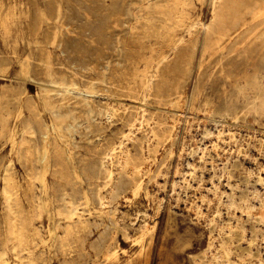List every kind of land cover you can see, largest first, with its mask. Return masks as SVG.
<instances>
[{
  "label": "rangeland",
  "instance_id": "374dc122",
  "mask_svg": "<svg viewBox=\"0 0 264 264\" xmlns=\"http://www.w3.org/2000/svg\"><path fill=\"white\" fill-rule=\"evenodd\" d=\"M168 1L16 0V11L3 13L0 20V32L4 36L0 39V88L10 84L21 88L25 97L36 102L39 118L46 124L47 131L36 164L22 162L19 142L27 110L22 105L12 113L16 123L12 142L9 148L0 146V251H7V261L0 264H17L20 255L29 257V253L18 250L20 245L31 251L35 264H258L259 258L264 260V221H259L260 216L264 218V195L262 191L254 195L257 187L260 188L258 176L264 174L261 163L264 164V17L248 22L236 34L212 36L217 40L213 41L205 31L206 23L215 15L211 0ZM8 3V0H0L2 12ZM157 6L160 9H156ZM192 23L195 27H191ZM48 39L52 40V45L47 47L45 40ZM55 41H59L58 44ZM12 58L17 61L14 67H11ZM51 78L72 81L75 85L64 86L68 92L61 91V86L52 83ZM44 86L54 91L47 94ZM109 106L117 108V115L112 119L106 116ZM224 106H239L250 113L240 112L238 121L218 113L210 119L206 117L208 108L221 110ZM143 113L142 125L137 124L129 133L131 138L125 140L132 161L130 167L124 169L125 178L128 173L133 174L132 184L143 181L141 194L134 195L129 190L101 206L90 197L88 182L82 174V159L99 160L101 148L118 144L123 134L129 132V124ZM206 128H210L212 134H206ZM221 128L236 130L237 138L219 140L218 146L213 147L210 139L216 141ZM54 141L64 153L63 164L56 162ZM206 146L209 148L205 149ZM8 165H12L10 171L21 185L23 211L28 220H32V225L17 239H11L12 228H4L5 213L1 210L3 175ZM192 166L196 167V173L190 178ZM64 178H73L85 195L89 210L82 211L80 207L83 215L79 226L59 221L57 209L63 203L56 201L55 196L66 183ZM207 196L211 201L206 203ZM148 226L153 227L148 230ZM105 233L110 234L109 237ZM59 239L63 240L64 248L60 247ZM98 241L100 244L103 241V251L118 253L117 258L105 261L96 248Z\"/></svg>",
  "mask_w": 264,
  "mask_h": 264
},
{
  "label": "bare ground",
  "instance_id": "6f19581e",
  "mask_svg": "<svg viewBox=\"0 0 264 264\" xmlns=\"http://www.w3.org/2000/svg\"><path fill=\"white\" fill-rule=\"evenodd\" d=\"M6 1V0H5ZM147 1V0H146ZM170 1V0H169ZM168 1V2H169ZM181 1V0H180ZM193 1V0H191ZM190 1V2H191ZM8 4H7V7L4 9V11L2 12L1 9H0V20L4 17L3 16V13L6 12V10H9V11H16V0H8ZM11 2L15 3V5H12ZM174 2V1H173ZM177 2V1H176ZM189 2V3H190ZM203 3V2H202ZM184 4V2H183ZM191 4V3H190ZM211 4L213 5V8L214 9V12H215V15H214V18L211 19V22L209 23H206V27H207V30L206 31V34L208 33L209 35V39L211 40L212 39V36H218V37H226L225 35H233V34H236L239 29H243L244 25L248 24V22L250 21H255V20H258L262 17H264V0H211ZM57 5V4H56ZM172 5V3H171ZM193 5V4H192ZM34 6V5H33ZM168 6V5H167ZM175 6V5H174ZM179 6V5H178ZM58 7V6H57ZM162 7V6H161ZM166 7V6H165ZM164 7V8H165ZM177 7V6H176ZM175 7V8H176ZM181 7V6H180ZM185 7V6H183ZM190 7V6H189ZM61 8V7H58V9ZM159 8L158 6L156 7V9ZM168 8V7H167ZM187 8V7H186ZM193 8V7H192ZM33 9V8H32ZM160 9V8H159ZM188 9V8H187ZM62 10V9H61ZM164 10V9H163ZM168 10V9H167ZM33 11V10H32ZM57 11V10H56ZM71 11V10H70ZM157 11V10H155ZM182 11V10H181ZM44 12V11H43ZM48 12V11H47ZM61 12V11H60ZM175 12V11H174ZM150 13V12H149ZM158 13V12H157ZM213 13V11H212ZM46 14V13H45ZM159 14H162V12H160ZM43 15V14H42ZM171 15V13H170ZM189 15V14H188ZM37 16V15H36ZM45 16V15H44ZM43 16V17H44ZM148 16V15H147ZM190 16V15H189ZM71 17V16H70ZM153 17V16H152ZM171 17V16H170ZM180 17V16H179ZM186 17V16H185ZM165 18V17H164ZM178 18V17H177ZM179 19V18H178ZM177 19V20H178ZM83 20V19H82ZM154 20V19H153ZM181 20V19H180ZM179 20V21H180ZM191 20V19H190ZM34 21V20H33ZM182 21V20H181ZM180 21V22H181ZM185 21V20H184ZM259 21V20H258ZM60 22V21H59ZM164 22V21H163ZM170 22V20H169ZM205 22V21H204ZM47 23V22H46ZM51 23V22H50ZM140 23V22H139ZM151 23V22H150ZM159 23V22H158ZM176 23V21H175ZM201 23V22H200ZM161 24V23H160ZM182 24V23H181ZM180 24V25H181ZM203 24V23H202ZM34 25V24H33ZM39 25V24H38ZM47 25V24H46ZM58 25V24H57ZM56 25V26H57ZM152 25V24H151ZM169 25V24H168ZM183 25V24H182ZM251 25V24H250ZM60 26V25H59ZM172 27V25H169ZM190 26V25H189ZM205 26V25H204ZM203 26V27H204ZM58 27V26H57ZM153 27V26H152ZM164 27V26H163ZM167 27V26H166ZM176 27V26H175ZM191 27H195V25H191ZM65 28V27H64ZM150 28V26H149ZM161 28V26H160ZM159 28V29H160ZM190 28V27H189ZM260 28H262L260 26ZM259 28V29H260ZM59 29V28H58ZM155 29V28H154ZM158 29V30H159ZM165 29V28H164ZM248 29V28H247ZM258 29V28H256ZM55 30V29H54ZM57 30V29H56ZM152 30V29H151ZM166 30V29H165ZM169 30V29H168ZM179 30V29H178ZM204 30V29H203ZM255 30V29H254ZM50 31V30H49ZM147 31V30H146ZM191 31V30H189ZM258 31V30H257ZM48 32V31H47ZM51 32V31H50ZM56 32V31H55ZM155 32V31H153ZM167 32V31H166ZM203 32V31H202ZM58 33H61V32H58ZM169 33V32H168ZM192 33V32H191ZM200 33V32H199ZM54 34V33H52ZM159 34V33H158ZM157 34V36H158ZM254 34V33H253ZM154 35V34H153ZM161 35V34H159ZM173 35V34H172ZM194 35V34H193ZM148 36V35H147ZM177 36V34H176ZM46 37L48 38V36L46 35ZM160 37V36H159ZM180 37V36H179ZM198 37V36H197ZM4 38V36L2 35V33L0 32V39L2 40ZM43 38V37H42ZM57 38V36H56ZM65 38V37H64ZM196 38V37H195ZM194 38V39H195ZM202 38V37H201ZM208 38V37H207ZM217 38V37H216ZM233 38V37H231ZM54 39V38H53ZM163 39V38H162ZM166 39V38H165ZM183 39V37H182ZM190 39V38H189ZM188 39V40H189ZM223 39V38H222ZM226 39V38H225ZM44 40V39H43ZM51 39H48L47 41L45 40V45L48 47L49 44H51L50 42ZM169 40V39H168ZM173 40V39H172ZM176 40V39H174ZM173 40V41H174ZM213 40V39H212ZM239 40V39H238ZM248 40V39H247ZM258 40V39H257ZM35 41H36V38H35ZM52 41V40H51ZM63 41V40H62ZM204 41V40H203ZM213 41H217V40H213ZM224 41V39H223ZM56 42V41H55ZM59 42V41H57ZM56 42V43H57ZM44 43V42H41V44ZM170 43V42H169ZM184 43V42H183ZM58 44V43H57ZM56 44V45H57ZM174 44V43H173ZM178 44V43H177ZM187 44V43H186ZM214 44V43H213ZM257 44V43H256ZM44 45V44H43ZM52 45V44H51ZM55 45V43H54ZM61 45V44H60ZM58 45V46H60ZM193 45V44H192ZM215 45H216V42H215ZM169 46V45H168ZM180 46V45H179ZM201 46V45H200ZM203 46V45H202ZM214 46V45H212ZM246 46V44L244 45ZM257 46V45H256ZM255 46V47H256ZM177 47V46H175ZM207 47H209V42L207 43ZM216 47V46H215ZM238 47V46H237ZM240 47V46H239ZM264 47V46H263ZM3 48V46H2ZM181 48V47H180ZM179 48V49H180ZM212 48V47H211ZM48 49V48H47ZM63 49V48H62ZM61 49V50H62ZM196 49V47H195ZM207 49V48H206ZM209 50V49H207ZM218 49V48H217ZM40 50V49H39ZM173 50V49H172ZM213 50V49H212ZM212 50L210 52H212ZM238 50V49H237ZM254 50V49H253ZM257 50V49H256ZM44 51V49L42 50V52ZM47 51V50H46ZM221 51V50H220ZM242 51V50H241ZM45 52V51H44ZM62 52V51H61ZM65 52V51H64ZM195 52V51H194ZM245 52V51H244ZM215 53V52H214ZM220 53V52H219ZM239 53V52H238ZM250 53V52H249ZM248 53V54H249ZM255 53V52H254ZM258 53V52H257ZM63 54V53H62ZM66 54V53H65ZM71 54V53H70ZM162 54V53H161ZM181 54V53H180ZM223 54V53H222ZM230 54V53H229ZM246 54V52H245ZM44 55V54H43ZM196 55V54H195ZM244 55V54H242ZM247 55V54H246ZM254 55V54H253ZM37 56V54H36ZM55 56V55H54ZM53 56V57H54ZM179 56V55H178ZM205 56V55H203ZM245 56V55H244ZM38 57V56H37ZM70 57V56H69ZM209 57V56H208ZM252 57V56H251ZM55 58V57H54ZM159 58V57H158ZM214 58V57H213ZM247 58V57H246ZM257 58V57H256ZM39 59V58H38ZM48 59V58H47ZM56 59V58H55ZM204 59V58H203ZM69 60V58H68ZM165 60V59H164ZM260 60V59H259ZM12 61V64H11V67H14L16 66V60H14L13 58L11 59ZM71 61V60H70ZM73 61V60H72ZM160 61V60H158ZM5 62V61H4ZM54 62V61H53ZM56 62V60H55ZM61 62V61H60ZM7 63V62H6ZM77 63V62H76ZM248 63V61H247ZM56 64V63H55ZM74 64V63H73ZM79 64V63H77ZM83 64V63H82ZM1 65V64H0ZM43 65V64H42ZM4 66V65H3ZM71 66V65H70ZM192 66V65H191ZM1 67V66H0ZM75 67V66H74ZM80 68L82 66H79ZM262 67V66H261ZM53 68V66H52ZM65 68V67H64ZM77 68V67H76ZM161 68V67H160ZM181 68V67H180ZM192 68V67H191ZM42 69V68H41ZM44 69V68H43ZM59 69V68H58ZM68 69V68H67ZM93 69V68H92ZM2 70V69H1ZM78 70V69H77ZM159 70V69H158ZM257 70V69H256ZM262 70V69H261ZM260 70V72H261ZM86 71V70H85ZM34 72V71H33ZM73 72V71H72ZM75 72V71H74ZM78 72V71H77ZM81 72V71H80ZM88 73V72H87ZM148 74V73H147ZM156 74V73H155ZM191 74V73H190ZM255 74V72H254ZM39 75V74H38ZM179 75V74H178ZM87 76V75H85ZM154 76V75H153ZM250 76V75H249ZM105 77V76H104ZM179 77V76H178ZM181 78H183L182 76H180ZM84 78V77H83ZM86 78V77H85ZM89 78V77H88ZM95 78V77H94ZM93 78V79H94ZM259 78V77H258ZM17 79V78H16ZM92 79V78H91ZM90 79V80H91ZM108 79V78H107ZM148 79V78H147ZM71 80V79H70ZM96 80V79H95ZM247 80V79H246ZM12 81V80H11ZM44 81V80H42ZM50 81L52 83H54L55 85H58L61 86V91L63 90H66V92L69 91V89H65L64 86L66 87H71L73 85H75V83H73L72 81L71 82H66V81H55L53 78L50 79ZM88 81V80H87ZM145 81V80H144ZM148 81V80H147ZM95 82V81H94ZM93 82V83H94ZM154 82V80H153ZM151 82V83H153ZM245 82V81H244ZM25 83V82H24ZM91 83V82H89ZM105 83V82H104ZM108 83V82H107ZM129 83V82H128ZM16 84V83H15ZM22 84V83H20ZM26 84V83H25ZM46 83H44L43 85H45ZM114 84V83H113ZM112 84V85H113ZM143 84V83H142ZM147 84V83H146ZM246 84V83H245ZM86 85V84H85ZM84 85V86H85ZM97 85V83L95 84ZM110 85V84H108ZM120 85V84H119ZM124 85V84H123ZM17 85H9L7 87H3V88H0V146L2 147H6V148H9V145L11 144L12 142V139H13V130H14V127L16 125L15 121H14V115L12 114L15 110H18L22 105H23V108H25L27 110V118L24 120L23 122V127H22V134H21V140L19 142V155H20V159L22 162H26V163H31L33 164L35 161L38 160V155L40 154V151H41V148H42V145H41V141L44 139V137L46 136V131H47V126L46 124L39 118V112H38V106L36 104V102L31 99L30 97H25L26 95H23V93L21 92V88H17L16 87ZM121 86V85H120ZM134 86V85H133ZM151 86V85H150ZM176 86V84H175ZM21 87V86H20ZM41 87V86H40ZM57 87V86H56ZM83 87V85H82ZM102 87V86H101ZM100 87V88H101ZM105 87V86H104ZM152 87V86H151ZM172 87V86H171ZM262 87V86H261ZM74 88V87H73ZM72 88V89H73ZM89 88V87H88ZM112 88V86H111ZM110 88V89H111ZM117 88V87H116ZM130 88V87H129ZM132 88V87H131ZM244 88V87H243ZM105 89V88H104ZM115 89V88H114ZM121 89V88H120ZM239 89V88H238ZM237 89V90H238ZM257 89V88H256ZM259 89V87H258ZM43 90L48 94L49 92L51 91H54L53 89H50V88H46L45 86L43 87ZM57 90V89H56ZM85 91V89H83ZM97 90V89H96ZM100 90V89H99ZM102 90V89H101ZM123 90V89H122ZM135 90H136V87H135ZM161 91H163L162 89H160ZM240 90V89H239ZM260 90V89H259ZM263 90V89H262ZM104 91V90H102ZM113 91V89H112ZM117 91V90H116ZM141 91H142V88H141ZM149 91H150V88H149ZM248 91H249V88H248ZM79 92V90H78ZM89 92V91H88ZM87 92V93H88ZM134 92V90L132 91ZM139 92V90H138ZM138 92H137V95H138ZM182 92V91H181ZM236 92V91H235ZM258 92V91H257ZM71 93V92H70ZM90 93V92H89ZM100 93V92H99ZM135 93V92H134ZM249 93V92H248ZM53 94V93H52ZM59 94V93H58ZM68 94V93H67ZM130 94V93H129ZM140 94V93H139ZM159 94H162L161 92H159ZM253 94V92H252ZM251 94V95H252ZM256 94V93H255ZM51 95V94H50ZM57 95V94H56ZM70 95V94H69ZM111 95V94H110ZM144 95V94H143ZM158 95V94H157ZM176 95V94H175ZM260 95V94H259ZM47 96V95H46ZM55 96V95H54ZM62 96V95H61ZM88 96V95H87ZM91 96V95H90ZM93 96V95H92ZM140 96V95H139ZM149 96V95H148ZM180 96V95H179ZM201 96V95H200ZM237 96V95H236ZM253 96V95H252ZM143 97V96H142ZM146 97V96H145ZM157 97V96H155ZM160 97V96H159ZM158 97V98H159ZM169 97V96H168ZM173 97V96H172ZM254 97V96H253ZM157 98V100H158ZM256 98V96H255ZM262 98V97H261ZM264 98V96H263ZM48 101L50 98H47ZM145 99V98H144ZM162 99V97H161ZM169 99V98H168ZM171 99V98H170ZM198 99V98H197ZM249 99V98H248ZM254 99V98H253ZM258 99V98H257ZM149 100V99H148ZM247 100V99H246ZM262 100V99H260ZM264 100V99H263ZM161 101V100H160ZM207 101V100H206ZM242 101V100H241ZM255 101V100H254ZM74 102V101H73ZM72 102V104H73ZM91 102V101H90ZM253 102V101H252ZM258 102V101H257ZM75 103V102H74ZM92 103V102H91ZM121 103V102H120ZM210 103V102H209ZM228 103V102H226ZM244 103V102H243ZM254 103V102H253ZM256 103V102H255ZM260 103V102H258ZM263 103V102H262ZM49 104V103H48ZM83 104V103H82ZM109 104V103H108ZM114 104V103H113ZM125 104V103H124ZM127 104V103H126ZM148 104V103H147ZM173 104V103H172ZM171 104V105H172ZM208 104V103H207ZM229 104V103H228ZM227 104V105H228ZM240 104V103H239ZM245 104V103H244ZM91 105V104H90ZM260 105V104H259ZM101 106V105H100ZM140 106V105H139ZM147 106V105H146ZM200 106V105H199ZM255 106V105H254ZM67 107H69L67 105ZM80 107V106H79ZM88 107V106H87ZM108 107V106H107ZM149 107V106H148ZM208 107V106H207ZM225 107V106H224ZM90 108V107H89ZM88 108V109H89ZM103 108V107H102ZM130 108V107H129ZM147 108V107H146ZM212 108V107H211ZM249 108V107H248ZM253 108V107H252ZM71 109H73L71 107ZM94 109V108H92ZM106 109V108H105ZM156 109V108H155ZM209 109V108H208ZM207 109V118L210 119V117H212L211 115H215V114H219L221 116H225V117H231L233 119H235V121H238L240 120V117H239V113L242 112L244 115H247V113L249 114L250 112L249 111H244V109H240L239 106H226L224 109L222 108L221 110H208ZM251 109V108H250ZM74 110V109H73ZM77 110V108L75 109ZM79 110V109H78ZM101 110V108H100ZM140 110V109H139ZM142 110V108H141ZM149 110V109H148ZM246 110V109H245ZM99 111V110H98ZM145 111V110H144ZM244 111V112H243ZM255 111V110H254ZM263 111V110H262ZM53 112V111H52ZM59 112V111H58ZM75 112V111H74ZM81 113V111H79ZM84 112V111H83ZM88 112V110H87ZM96 112V111H95ZM100 112V111H99ZM102 112V111H101ZM123 112V111H122ZM143 112V111H142ZM63 113H66V112H63ZM121 113V112H120ZM128 113V111H127ZM201 113V112H200ZM255 113V112H254ZM263 113V112H262ZM51 114V113H50ZM61 114V113H60ZM69 114V113H68ZM97 114V113H96ZM135 114V113H134ZM199 114V113H198ZM261 114V113H260ZM13 115V116H12ZM99 115V113L97 114V116ZM102 115V114H101ZM117 115V108L115 109L114 107H110L107 108L106 110V116L108 119H112V117H115ZM125 115V114H123ZM128 115V114H127ZM155 115V114H154ZM153 115V116H154ZM52 116V115H51ZM56 116H58L56 114ZM120 116V115H119ZM133 116V115H132ZM63 117V116H62ZM149 117V116H148ZM151 117V116H150ZM156 117V115H155ZM248 117V116H247ZM93 118V117H92ZM95 118V116H94ZM144 118H145V113H143L141 116L137 117L134 119V122L131 124H129V128H128V133H125L123 134L122 136V139L120 138L118 144L116 145H110L111 147H106L108 144H106V148L105 149H102L100 150V154H99V160L97 159V161H94L91 157L90 158H84L82 159L84 161V167H83V173L84 174V179L87 180L88 182V191H89V194H90V197L94 200V202L96 201L99 205L101 206H104L106 204H108L111 200H114L115 198H118L120 196V194H125V193H128V191L130 190L131 194H141L139 193L140 190L142 189L143 187V181L142 180H139V181H136L135 183L132 184V181H133V177L132 175H129L128 173V176L125 178L124 177V169L125 168H128V166L130 167V161L131 160V157H130V153L128 152V145L127 143H125V140H129L132 136V134H129L130 132L132 133L133 132V128L135 126H137V124H141L143 123L144 121ZM262 118V117H261ZM74 119V118H73ZM78 119V117H77ZM76 119V120H77ZM107 119V120H108ZM119 119V118H118ZM148 119V118H147ZM157 119V118H156ZM155 119V120H156ZM193 119V118H192ZM79 120V119H78ZM91 120H95V119H91ZM115 120V119H114ZM122 120V119H121ZM129 120V119H128ZM85 121V120H83ZM151 121V120H150ZM89 122V121H87ZM158 122V121H157ZM194 122V121H193ZM82 123V122H81ZM125 123V122H124ZM150 123V122H149ZM252 123V122H251ZM109 124V123H108ZM123 124V123H122ZM128 124V123H127ZM191 124V123H190ZM252 125V124H251ZM128 126V125H127ZM140 126V125H139ZM155 126V125H154ZM157 126V125H156ZM159 126V125H158ZM82 127V126H80ZM100 127V126H99ZM160 127V126H159ZM71 128V127H70ZM121 128V127H120ZM136 128V127H135ZM140 128V127H139ZM144 128V127H143ZM157 128V127H156ZM161 128V127H160ZM87 129V128H86ZM151 129V128H150ZM175 129V128H174ZM178 129V128H177ZM88 130V129H87ZM102 130V129H101ZM154 130V129H153ZM152 130V131H153ZM156 130V129H155ZM103 131V130H102ZM105 131V130H104ZM159 131V130H158ZM186 131V130H185ZM236 131V130H235ZM235 131H232L231 129L229 128H221L220 130H218V133H217V140L216 141H213V139L211 138L210 139V142H211V146L213 147H217L218 146V143H219V140H225V139H233V141L237 138V133ZM262 131V130H261ZM96 132V131H95ZM100 132V131H99ZM121 133V132H120ZM135 133V132H134ZM153 133V132H152ZM151 133V134H152ZM157 133V131H156ZM205 133L206 134H212V131L210 128H206L205 129ZM261 133V132H260ZM263 133V132H262ZM114 134V133H113ZM163 134V133H162ZM216 134V133H215ZM252 134V133H251ZM108 135V134H107ZM115 135V134H114ZM154 135V134H153ZM159 135V134H158ZM161 135V134H160ZM260 135V134H259ZM262 135V134H261ZM101 136V135H100ZM113 136V135H112ZM111 136V137H112ZM117 136V135H116ZM152 136V135H151ZM172 136V135H171ZM191 136V135H190ZM106 137V136H105ZM118 137V136H117ZM155 137V136H154ZM164 137V136H163ZM208 137V136H207ZM214 137V136H213ZM216 137V136H215ZM261 137V136H260ZM95 138H98V137H95ZM109 138V137H108ZM119 138V137H118ZM135 138V137H134ZM156 138V137H155ZM173 138V137H172ZM195 138V137H194ZM257 139V138H256ZM261 139V138H260ZM101 140V139H100ZM155 140V139H154ZM163 140V139H162ZM207 140V139H206ZM264 140V139H263ZM107 141V140H106ZM118 141V140H117ZM133 141V140H131ZM187 141V140H186ZM192 141V140H191ZM208 141V140H207ZM232 141V142H233ZM262 141V140H261ZM116 142V141H115ZM156 142V141H155ZM231 142V143H232ZM94 143V142H93ZM108 143V142H107ZM111 143V141H110ZM152 143V142H151ZM175 143V142H174ZM225 143V142H224ZM230 143V142H229ZM234 143V142H233ZM101 144V143H99ZM112 144H114L112 142ZM150 144V143H149ZM196 144V143H195ZM202 144V143H201ZM236 144V143H235ZM53 152H54V155H55V158H56V162L58 164H63L65 162V156H64V153L60 147V145L54 141L53 142ZM87 145V144H86ZM83 146V144H82ZM221 146V145H220ZM228 146V144H227ZM240 146V145H239ZM245 146V145H244ZM75 147V146H74ZM101 147V145H100ZM198 147V146H197ZM208 146L205 147V149H207ZM209 148V147H208ZM204 149V150H205ZM217 149V148H216ZM86 150V149H85ZM185 150V149H184ZM187 150V149H186ZM203 150V151H204ZM209 150V149H208ZM236 150V149H235ZM248 150V149H247ZM257 150V149H255ZM190 151V150H188ZM202 151V150H201ZM249 151V150H248ZM252 151V150H251ZM99 152V151H98ZM206 153V151H204ZM203 152V153H204ZM254 152V151H253ZM217 153V152H216ZM227 153V152H226ZM230 153V152H229ZM250 153V152H249ZM252 154V152H251ZM258 154H260L258 152ZM151 155V154H150ZM154 155V154H153ZM206 155V154H205ZM208 155V154H207ZM225 155V154H224ZM228 155V154H227ZM234 155V154H233ZM255 155V154H254ZM204 156V155H203ZM236 156V155H235ZM253 156V154H252ZM83 157V155L81 156ZM80 157V159H81ZM85 157V156H84ZM168 157V156H167ZM185 157V156H184ZM238 157V156H237ZM251 157V156H250ZM248 157V158H250ZM98 158V157H97ZM180 158V157H179ZM234 158V157H233ZM239 158V157H238ZM253 158V157H252ZM251 159V158H250ZM261 159V158H260ZM134 160V159H133ZM137 160V159H136ZM162 160V159H161ZM183 160V159H182ZM255 160V159H254ZM53 161V159H52ZM260 161V160H259ZM135 162V161H134ZM186 163V161H184ZM82 163V162H81ZM145 163V162H144ZM159 163V162H158ZM205 163V162H204ZM256 163V162H254ZM262 165L264 166L263 162L261 161ZM12 164V163H10ZM14 164V163H13ZM36 164V163H34ZM136 164V163H135ZM134 164V165H135ZM190 164V163H188ZM257 164V163H256ZM80 165V164H79ZM137 165V164H136ZM167 165V164H166ZM180 165V164H179ZM178 165V167H179ZM260 165V164H259ZM258 165V166H259ZM259 166V167H262ZM14 167V166H13ZM135 167V166H134ZM177 167V168H178ZM183 167V166H182ZM193 167V166H192ZM223 167V166H222ZM241 167V166H240ZM136 168V167H135ZM191 168V167H190ZM189 168V169H190ZM213 168V167H212ZM12 169V165H8L7 168H6V174L5 176L3 175L4 177V186L2 188V208L1 210L4 211L5 215L3 216L4 218V222H3V226L5 229L7 228H12L13 231L11 232V236L12 238L11 239H17L19 237H22L23 236V233L24 231L28 228V226H31L32 225V220H28V218L26 217V214L24 213L23 211V207H22V204H23V195H22V191H21V185L20 183L18 182V179L16 178V175L11 172L10 170ZM133 169V168H132ZM138 169V168H137ZM140 169V168H139ZM188 169V170H189ZM136 170V169H135ZM180 170V169H179ZM205 170V169H204ZM264 170V169H263ZM5 171V170H4ZM11 173H10V172ZM140 171V170H139ZM189 176L190 178H193L195 176V173H196V167L194 166L191 170H189ZM221 171V170H220ZM254 171V170H252ZM82 172V171H81ZM128 172V171H127ZM169 172V171H168ZM228 172V171H227ZM257 172V171H256ZM133 173V172H132ZM180 173V172H179ZM187 173V172H186ZM184 175V173H181ZM211 174V173H210ZM217 174V173H216ZM223 174V173H222ZM226 174V173H225ZM55 175V174H54ZM137 175V174H136ZM182 175V176H183ZM187 176V175H185ZM210 176V175H209ZM224 176V175H222ZM67 177H69L67 175ZM161 177V176H160ZM207 177V176H205ZM185 178V177H184ZM257 178V177H256ZM30 179V178H29ZM65 179V178H64ZM162 179V178H161ZM205 179V178H204ZM3 180V179H2ZM66 180V183L63 184V186L61 187L60 191L58 194H56L55 198H56V201L58 202H62L63 205L61 208L57 209L58 210V216H59V221L62 222V220H64L66 222L67 225H70V226H79L81 223V219H82V212L80 211V207H82V211H85V210H89L87 209V206H86V202H85V195L84 193L81 191L80 187L77 185V182L71 178V179H65ZM84 180V181H85ZM185 180L187 181V178H185ZM190 180V179H189ZM188 180V181H189ZM199 180V179H198ZM210 180V179H209ZM220 180V179H219ZM255 180V179H254ZM258 180L260 181V188L257 187L254 195H258V194H261L259 193V191L263 192L262 195H264V174H259L258 176ZM35 181V180H34ZM164 181V180H163ZM185 181V182H186ZM256 181V180H255ZM178 182V181H177ZM208 182V181H207ZM229 182V181H228ZM187 183V182H186ZM206 183V182H205ZM220 183V182H219ZM222 183V182H221ZM153 184V183H152ZM178 184V183H177ZM210 184V182L208 183ZM213 184V183H212ZM215 184V183H214ZM217 186H218V183H216ZM237 184V183H236ZM174 186V185H173ZM185 186V184H184ZM196 186V185H195ZM241 186V185H240ZM156 187V186H155ZM192 187V186H191ZM215 187V190H216V185L214 186ZM230 187V186H228ZM232 187V186H231ZM238 187V186H237ZM252 187V186H251ZM250 187V188H251ZM60 188V187H59ZM200 188V186H199ZM226 188V187H225ZM58 189V188H57ZM202 189V188H201ZM213 189V188H212ZM220 189V188H219ZM218 189V190H219ZM249 189V188H248ZM146 190V189H145ZM227 190V189H226ZM255 190V189H254ZM210 191V190H209ZM209 191H207L208 193H210ZM214 191V190H213ZM231 191V190H230ZM203 192V191H201ZM227 191H225V194H226ZM254 192V191H253ZM157 194V193H156ZM161 194V193H160ZM202 194V193H201ZM207 194V193H206ZM215 194V193H214ZM219 194V192H218ZM224 194V195H225ZM228 194V193H227ZM226 194V195H227ZM213 195V194H212ZM217 195V194H216ZM225 195V196H226ZM236 195V194H235ZM123 196V195H121ZM180 195H178L179 197ZM204 196V194H203ZM206 196V195H205ZM204 196V198H205ZM209 196V195H208ZM208 196H207V202L211 201V200H208ZM220 196H221V192H220ZM218 196V197H220ZM228 196V195H227ZM226 196V198H228ZM44 197V196H43ZM125 197H128V196H125ZM139 197V196H138ZM217 197V196H216ZM224 197V196H223ZM263 198V196H260ZM133 198V197H132ZM131 198V199H132ZM221 198V197H220ZM257 199V197H255ZM210 199H212L210 197ZM238 199V197H237ZM255 199V200H256ZM225 200V199H224ZM230 200V199H229ZM239 200V199H238ZM250 200V199H249ZM186 201V200H185ZM199 201V200H198ZM227 201V200H225ZM264 201V200H262ZM174 202V201H173ZM197 202V201H196ZM201 202V201H200ZM223 202V201H222ZM230 202V201H229ZM39 203V202H38ZM96 203V204H97ZM187 203V202H186ZM195 203V202H194ZM199 203V202H198ZM263 203V202H262ZM181 204V203H180ZM197 204V203H196ZM195 204V205H196ZM211 204V203H210ZM238 204V203H237ZM244 204V203H242ZM246 204V203H245ZM257 204V203H256ZM260 204V203H259ZM161 205V204H160ZM187 205V204H186ZM193 205V204H192ZM202 205V204H201ZM207 205V204H206ZM209 205V204H208ZM212 205V204H211ZM209 205V206H211ZM221 205V204H219ZM251 205V203H250ZM93 206V205H92ZM194 206V205H193ZM213 206V205H212ZM217 206V205H216ZM224 206V204H223ZM230 206V205H229ZM228 206V207H229ZM247 206V205H246ZM256 206V205H255ZM255 206L253 208H255ZM100 207V206H99ZM200 205L197 206V209L199 210L200 208ZM203 207V206H202ZM208 207V206H207ZM227 207V208H228ZM191 208H195L196 207H191ZM220 208V206H219ZM230 208V207H229ZM232 208V207H231ZM235 208V207H234ZM262 208V206H261ZM264 208V207H263ZM216 209V208H215ZM222 209V208H221ZM220 209V210H221ZM226 209V208H225ZM237 209V208H236ZM256 209V208H255ZM260 209V207H259ZM93 210V209H92ZM109 210V209H108ZM188 210V209H187ZM210 210V209H209ZM248 210V209H247ZM257 210H258V207H257ZM261 210V209H260ZM51 211V210H50ZM201 211V209H200ZM216 211V210H215ZM234 211V210H233ZM246 211V210H245ZM254 211V210H253ZM198 212V211H197ZM196 212V213H197ZM210 212V211H209ZM213 212V211H212ZM240 212V211H239ZM250 212V211H249ZM260 212V211H258ZM200 213V212H199ZM207 213V212H206ZM233 213V212H231ZM12 215V218H8V215ZM146 214V213H145ZM144 214V215H145ZM256 214V213H255ZM154 215V214H153ZM211 215H216V214H210L209 216ZM229 215V214H228ZM231 215V214H230ZM235 215V214H234ZM246 215V214H245ZM264 215V213H263ZM74 216H78V219L75 220L74 219ZM197 216V214H196ZM205 216V215H204ZM203 216V218H204ZM241 216V215H240ZM260 216V215H259ZM200 217V216H198ZM234 217V216H233ZM236 217H238L236 215ZM247 217V216H246ZM202 218V219H203ZM208 218V217H206ZM211 218V217H209ZM208 218V219H209ZM241 218V217H240ZM205 219V218H204ZM223 219V218H222ZM263 216H260L259 217V221H264L263 220ZM139 220V219H138ZM198 220V219H197ZM224 220V219H223ZM237 219L235 218V221ZM243 220V219H242ZM144 221V220H143ZM200 221V220H199ZM234 221V222H235ZM59 222V223H60ZM80 222V223H79ZM154 222V221H152ZM218 222V221H217ZM241 222V221H240ZM257 222V221H256ZM145 223V222H144ZM10 224L12 226H10ZM79 224V225H78ZM147 224L148 221H147ZM205 224V223H204ZM251 224V223H250ZM261 224V223H260ZM145 225V224H144ZM156 225V224H155ZM219 225V224H217ZM223 225V224H222ZM226 225V224H225ZM234 225V224H233ZM255 225V224H254ZM59 226V224H58ZM57 226V227H58ZM154 226V225H153ZM153 226H148V230H150V228H152ZM229 226V225H228ZM231 226V225H230ZM249 226V225H248ZM256 226V225H255ZM206 227V226H205ZM222 227V226H221ZM235 227V226H234ZM261 227V226H260ZM107 228V227H106ZM58 229V228H56ZM63 229V228H62ZM65 229V228H64ZM143 229V228H142ZM218 229V228H217ZM233 229V228H232ZM246 229V227H245ZM260 229V228H259ZM262 229V228H261ZM139 230V229H138ZM154 230V228H153ZM228 229H226L225 231L227 232ZM111 231V230H110ZM147 231V230H146ZM217 231V230H216ZM103 232H106V231H103ZM150 232V231H149ZM148 232V234H149ZM64 233V232H63ZM108 233H110L108 231ZM108 233H105L106 235ZM116 233V232H115ZM143 233V232H142ZM245 233V232H244ZM251 233V232H250ZM104 234V235H105ZM258 233L256 232V237L258 236L257 235ZM110 235V234H109ZM109 235H107V237H109ZM224 235V234H223ZM166 236V234H165ZM217 236V235H216ZM219 236V235H218ZM247 236V235H246ZM43 237V236H42ZM168 237V236H167ZM211 237V236H210ZM214 237V236H213ZM212 237V238H213ZM35 238V237H34ZM101 238V236H100ZM245 238V237H244ZM258 238V237H257ZM264 238V237H263ZM10 239V238H9ZM102 239V238H101ZM142 239V238H140ZM246 239V238H245ZM248 239V238H247ZM100 240V239H99ZM107 240V239H105ZM170 240V238H169ZM216 240V239H215ZM143 242V239L141 240ZM139 241V242H141ZM59 242H60V247L64 248L65 247V244L63 242L62 239H59ZM103 242V241H102ZM100 244V242L98 241L99 245L96 247L98 248V253H102L103 256H104V259L105 261L107 262H111L113 260H115L118 256V253H107L106 251H103L102 250V247L104 248V244ZM138 242V244H139ZM151 242V241H150ZM149 242V243H150ZM214 242V240L212 241ZM219 242V241H218ZM116 243V242H115ZM114 243V244H115ZM145 243V242H144ZM216 243V242H215ZM56 244V243H55ZM137 244V242H136ZM111 245V244H110ZM109 245V246H110ZM133 245V244H132ZM209 245V244H208ZM217 245V244H216ZM215 245V246H216ZM14 246V245H13ZM70 246V245H69ZM114 246V245H113ZM140 246V245H139ZM18 247V250L20 251H25L26 253H29V257L27 256H17L18 260H16V263L17 264H35V261L34 259L32 258V253L31 251L27 248V246H23V245H20V246H17ZM16 247V248H17ZM168 247V246H167ZM55 248V247H54ZM113 248V247H111ZM110 248V249H111ZM142 248V247H141ZM147 248V247H146ZM169 248V247H168ZM209 248H211V245L209 246ZM216 248V247H215ZM219 248V247H218ZM264 248V247H263ZM107 249V248H106ZM255 248H253L254 250ZM143 250V249H142ZM164 250V249H163ZM169 250V249H168ZM167 250V251H168ZM213 250H214V245H213ZM217 250V249H216ZM261 251V250H260ZM263 251V250H262ZM14 252V251H13ZM222 252V251H221ZM255 252V250H254ZM253 252V253H254ZM64 253V252H63ZM169 253V252H168ZM204 253V252H203ZM214 253V251H213ZM216 253V252H215ZM219 253V252H218ZM141 254V253H140ZM143 254V253H142ZM176 254V253H175ZM202 254V253H201ZM205 254V253H204ZM7 251H0V262H5L7 261ZM166 255V254H165ZM170 255V254H169ZM207 257H208V254H206ZM249 254H247L248 256ZM210 256V255H209ZM212 256V255H211ZM219 256V255H218ZM217 256V257H218ZM245 256V255H244ZM263 256V255H262ZM172 257V256H171ZM195 257V256H194ZM200 257V256H199ZM206 257V256H205ZM206 257V258H207ZM222 257V256H220ZM219 257V258H220ZM229 257V256H228ZM232 257V256H231ZM250 257V256H249ZM210 258V257H209ZM263 258V257H262ZM262 258H259L258 260V264H263L264 263V260ZM218 259V258H217ZM255 259V258H254ZM168 260V259H167ZM199 260V259H198ZM207 260V259H206ZM205 260V261H206ZM165 261V260H164ZM176 261V260H175ZM242 261V260H241ZM166 262V261H165ZM178 262V261H177ZM207 262V261H206ZM213 262V261H212ZM228 262V261H227ZM169 263V261H168ZM172 263V262H171ZM179 263V262H178ZM229 263V262H228ZM255 263H256V260H255ZM212 264V263H211ZM218 264V263H217ZM222 264V263H221ZM244 264V262L242 263Z\"/></svg>",
  "mask_w": 264,
  "mask_h": 264
}]
</instances>
